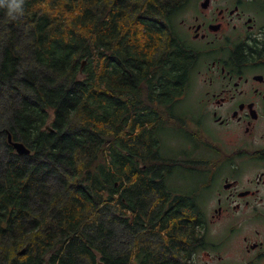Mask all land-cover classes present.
<instances>
[{"label":"trees","instance_id":"obj_1","mask_svg":"<svg viewBox=\"0 0 264 264\" xmlns=\"http://www.w3.org/2000/svg\"><path fill=\"white\" fill-rule=\"evenodd\" d=\"M186 1L0 8V264H130L128 251L179 264L197 248V201L158 152L161 109L178 107L196 64L173 19Z\"/></svg>","mask_w":264,"mask_h":264},{"label":"flooded vegetation","instance_id":"obj_2","mask_svg":"<svg viewBox=\"0 0 264 264\" xmlns=\"http://www.w3.org/2000/svg\"><path fill=\"white\" fill-rule=\"evenodd\" d=\"M173 19L196 60L179 98L191 96L195 107L161 109L158 152L171 157L162 176L193 192L203 225L179 264H264V0H187ZM172 130L184 143L171 138L166 149ZM179 171L187 187L175 179ZM127 260L138 264L130 251Z\"/></svg>","mask_w":264,"mask_h":264},{"label":"rangeland","instance_id":"obj_3","mask_svg":"<svg viewBox=\"0 0 264 264\" xmlns=\"http://www.w3.org/2000/svg\"><path fill=\"white\" fill-rule=\"evenodd\" d=\"M195 107V103L193 101V98L191 96H188L186 97L183 101H181L180 105H179V108L177 109L179 113H183L185 111H192ZM175 124H177L178 122H174ZM180 123V122H179ZM182 124V123H181ZM206 127L208 128L209 125H206ZM165 145H166V149L167 147L170 146V143H169V140H171V138H175L176 139V143L177 145H181L184 143V141L182 140V138L180 137L179 133L178 132H175V131H168L165 133ZM194 178V177H193ZM175 179L178 180V181H182L183 183V186L184 187H187L188 186V183H190L191 181H188L186 179V175H185V172H182V171H179L176 176H175ZM195 179V178H194ZM194 181V180H193ZM193 183V182H192ZM191 183V184H192ZM189 184V185H191ZM179 185H182V184H179ZM127 239V237H126Z\"/></svg>","mask_w":264,"mask_h":264},{"label":"clouds","instance_id":"obj_4","mask_svg":"<svg viewBox=\"0 0 264 264\" xmlns=\"http://www.w3.org/2000/svg\"><path fill=\"white\" fill-rule=\"evenodd\" d=\"M24 3L25 0H0V8L5 9L10 19H15L23 14Z\"/></svg>","mask_w":264,"mask_h":264},{"label":"water","instance_id":"obj_5","mask_svg":"<svg viewBox=\"0 0 264 264\" xmlns=\"http://www.w3.org/2000/svg\"><path fill=\"white\" fill-rule=\"evenodd\" d=\"M85 63V60L83 62V64ZM8 142L9 144H11L13 146V148L15 149V152L19 155H25V154H30V149L28 147H26V145L20 141H14L11 137L10 134H8ZM25 249L21 250V254L24 253ZM44 264H50L48 262V258H46V261L44 262ZM97 264H104L102 261H99Z\"/></svg>","mask_w":264,"mask_h":264}]
</instances>
